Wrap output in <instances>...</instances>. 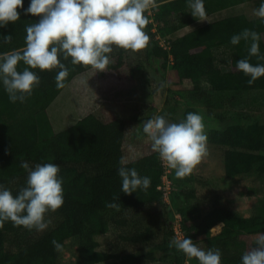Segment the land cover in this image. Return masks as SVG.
<instances>
[{"label":"trees","instance_id":"1","mask_svg":"<svg viewBox=\"0 0 264 264\" xmlns=\"http://www.w3.org/2000/svg\"><path fill=\"white\" fill-rule=\"evenodd\" d=\"M157 2L159 7L153 9V19L161 33L170 40L171 49L168 52L158 46L147 24L145 31L150 36L147 53L151 58L147 65L151 70L156 73L158 68L166 71L171 67L177 84L196 99L206 97L201 87L203 79L217 93L264 91V77L249 86L247 81L250 77L236 70V62L242 58L249 59L253 64L264 63V59L249 56V45L243 40L238 45L230 43L234 34L244 29L254 30L261 35L260 56H264V22L260 19L249 21L244 16H238L201 26L175 38L173 35L179 30L201 18L192 16L187 0ZM27 7L28 0H24V8ZM205 9L207 14L209 8L205 6ZM18 11L20 20L0 28V53L22 49L25 46L26 26L39 20V17L25 15L23 9ZM7 35H11L12 39L5 43L3 37ZM226 45L233 47L234 58L230 71L221 72L215 66L213 51ZM122 50H117L115 62L109 64V69L118 78L123 77L121 69L128 66L127 55ZM169 55L173 59L172 65ZM61 62L69 71L65 87L86 71V66L72 65L70 58ZM25 67L20 63L18 70L22 71ZM34 71L41 83L23 103H11L0 86V184L15 195L26 186L27 172L20 166L22 162L27 161L33 167L39 163H56L60 166L59 175L63 178L64 204L57 211L46 214L45 218L50 223L43 232L6 222L0 228V264H60L61 250L54 249L53 240L61 246L68 240L76 243V264L102 262L106 260V254L96 251L95 237L107 233L111 225L126 226L127 221L123 217L126 212L159 200L162 192L158 186L165 170L163 163L155 152L140 158L126 154V145L139 135L141 120L136 116L122 117L111 110L102 109L100 115L89 114L67 130L52 134L46 110L65 87L57 88L55 84L54 77L59 69L51 72ZM129 73L133 76L132 71ZM205 113L221 126L209 132L208 140L223 150L225 175H246L252 170L264 174V154L261 153L264 151V127L261 124H232L226 112L218 111L211 105L205 106ZM42 133L45 137H41ZM121 157L127 161V167L135 168L141 176L151 178L148 189H138L130 195L121 192V179L117 175ZM173 186L179 191L172 187L171 201L183 197L194 198V192L182 191L177 180ZM114 196H119V211L105 206L113 202ZM192 208L198 210L197 205ZM219 223L223 224L222 231L212 237L211 242L228 243L237 234L264 232V206L258 209L256 216L245 219L235 215L226 206L212 204L206 210H199L190 226L184 229L182 223L181 229L184 238L196 239L208 236L211 228ZM172 234L175 238L174 232ZM127 240L132 243L147 241L139 233ZM150 258L151 254L136 257L137 260ZM240 258L241 255L222 252V264H240Z\"/></svg>","mask_w":264,"mask_h":264},{"label":"clouds","instance_id":"2","mask_svg":"<svg viewBox=\"0 0 264 264\" xmlns=\"http://www.w3.org/2000/svg\"><path fill=\"white\" fill-rule=\"evenodd\" d=\"M167 2V0H161ZM193 17H206L205 0H187ZM159 7L157 0H0V28L20 20L25 15L39 17L38 22L26 26L25 46L20 50L0 53V86L11 103H23L40 83V72L59 69L54 77L57 88L65 87L69 75L62 60L70 58L72 65L91 67L98 73L107 72L110 55L114 48L132 52L145 49L150 41L145 27L150 23L146 13ZM254 16L264 22V0L253 10ZM12 36L3 37L5 43ZM249 45V56H260L261 35L250 29L234 34L230 43L241 41ZM26 67L20 71L18 65ZM236 70L250 77L251 86L264 77V63L253 64L247 58L236 62ZM142 132L151 140V149L166 165L174 170L177 178L189 176L194 168L208 155V135L205 118L200 112H189L179 122H170L165 115H155L143 123ZM117 175L121 179V192L136 193L151 185V178L141 176L135 168L127 167L121 157ZM27 172L26 186L15 195L0 184V228L6 222L28 230L43 232L50 221L48 212H55L64 204L63 178L56 163H39L34 167L27 161L20 165ZM119 196L106 203L110 209L120 210ZM56 251L62 246L52 241ZM256 247L245 251L240 264H264V232L256 234ZM170 247L182 252L187 258H195L198 264H222L219 248L204 249L192 239L174 238Z\"/></svg>","mask_w":264,"mask_h":264},{"label":"rangeland","instance_id":"3","mask_svg":"<svg viewBox=\"0 0 264 264\" xmlns=\"http://www.w3.org/2000/svg\"><path fill=\"white\" fill-rule=\"evenodd\" d=\"M245 10L246 6L231 7L211 14L206 21L214 23L240 14L254 16L253 13L248 15ZM189 32L182 31L173 36L178 38ZM117 50L114 48L109 54V64L115 62ZM122 51L127 55L128 64L121 69L122 78H118L117 74L109 69V65L107 72L102 73L86 67L82 75L74 78L59 93L46 110L52 134L67 130L89 114L100 115L102 109L111 110L122 117L136 116L141 120L139 135L135 141L126 145L125 151L129 157L140 158L153 152L151 140L143 134L142 127L145 121L155 115H165L170 122H179L189 112H200L205 118L206 132L209 135L210 131L221 127L205 113V106L211 105L218 111L226 112L232 124H261L264 127V91L217 93L213 92L203 79L201 87L206 97L196 99L177 84L171 67L166 71L158 68L156 73L148 67V59L151 58L147 47L138 52ZM214 54L220 69L230 71L234 49L230 46L217 47ZM169 63L172 65L173 61ZM129 71H132L133 76ZM41 137L45 135L42 133ZM261 153L264 154V151ZM161 163L166 164L162 160ZM166 167L172 187L177 180L182 191L194 192V198L183 197L173 202V192H170V198L161 193L157 202L126 212L123 215L127 221L126 226L111 225L107 233L95 237L96 251L106 254V260L95 264H176L180 261L182 264H198L195 258L189 259L169 246L170 241L174 239L172 231L177 218H180V225L183 223L185 229L195 221L199 210H206L212 204L226 206L235 215L245 219L256 216L258 209L264 206V174L252 170L246 175L227 177L223 169V150L211 144L209 140L208 155L189 176L177 178L173 170ZM173 190L179 191L177 187ZM194 205H197V211L192 208ZM222 228L223 224L219 223L211 228L208 236L189 238L204 249L219 248L222 252L238 255L256 247L257 233L253 232L237 234L228 243L211 242V238L220 234ZM135 233L143 234L147 241L132 243L127 240ZM76 253V243L73 240L66 241L60 251V264H76ZM148 254H151L150 259H136Z\"/></svg>","mask_w":264,"mask_h":264},{"label":"crops","instance_id":"4","mask_svg":"<svg viewBox=\"0 0 264 264\" xmlns=\"http://www.w3.org/2000/svg\"><path fill=\"white\" fill-rule=\"evenodd\" d=\"M259 4H260V0H205V6L209 8V12L206 14V17L203 18L204 21H201V19H200V20L196 21L194 24L179 30L177 33L182 32V31H188V32L190 31L191 32L196 28H199V27L207 25V24H211V23H208L206 21L211 14H214V13H217L220 11H225L226 9L231 8V7L242 8L243 6H246L245 12L248 13V15L249 14L251 15L253 13V10L259 7ZM239 16H244L249 21L259 19L256 16H255L256 18H253L254 16L250 17V16H245L244 14H240ZM233 17H238V16H233ZM233 17H229V18H233ZM225 19H228V18H225ZM222 20H224V19H222ZM219 21H221V20H219ZM216 22H218V21H216ZM199 24H201V25H199ZM226 46L232 47L231 45H226ZM221 47H225V46H221ZM233 58H234V56L231 58L230 64H231V61ZM214 62H215L216 68H218L221 72H229V70L225 69V71H222L220 69L221 67H219L216 63L215 54H214Z\"/></svg>","mask_w":264,"mask_h":264},{"label":"built area","instance_id":"5","mask_svg":"<svg viewBox=\"0 0 264 264\" xmlns=\"http://www.w3.org/2000/svg\"><path fill=\"white\" fill-rule=\"evenodd\" d=\"M154 10L153 9H150L146 15L149 16V19H150V23L148 24L149 25V31H150V34L153 38V40L158 44V46L161 48V49H164L168 52H170V49H171V43H170V40L165 37L161 31L159 30V27L157 26V24L155 23L154 19H153V16H154ZM169 61H173L172 59V56L169 55ZM164 166V174L161 178V184L158 186V190L161 191L164 195V197L166 196H169L170 195V192L172 190V183H171V180L168 178V169H167V165L166 164H163ZM173 232L176 236V238H184V234H183V231L181 229V225H180V218H177L176 219V224L174 225L173 227Z\"/></svg>","mask_w":264,"mask_h":264}]
</instances>
